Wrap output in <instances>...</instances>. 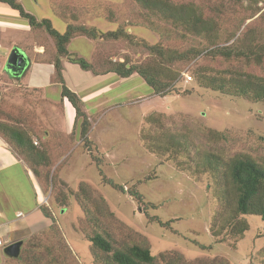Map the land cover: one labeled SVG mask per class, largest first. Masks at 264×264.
Wrapping results in <instances>:
<instances>
[{"label": "rangeland", "instance_id": "obj_1", "mask_svg": "<svg viewBox=\"0 0 264 264\" xmlns=\"http://www.w3.org/2000/svg\"><path fill=\"white\" fill-rule=\"evenodd\" d=\"M40 1L38 13L51 16L52 19L48 18L61 32L67 25L61 18L64 17L103 32L120 28L130 34V37L93 39L92 57L91 45L85 37H76L71 42L69 49L79 51L74 53L91 61L96 69H109L115 61H125L127 66L160 64L180 72L172 92L167 95L155 93L146 82L138 85L144 79L137 73L132 74L137 79L125 81L123 87L115 90L122 91V98L117 96L104 105L99 119L101 146L92 142L78 144L67 160L62 156L70 148L47 139L45 125L36 121L37 110L45 111L47 106L42 90L24 86L3 90L0 115L16 117L19 123L26 124V132L44 157L30 158L19 149L14 150L30 170L31 166L38 170L39 176L34 175L44 192L43 204L53 213L58 210L56 226L72 253L68 259H62L65 264H95L90 243L78 226L81 223L87 235L93 234L99 230L93 222L96 217L100 222L101 212V222L109 228L118 246L139 242L149 245L153 254L176 250L178 255L172 254L171 258L175 264H222L214 262L217 256H223L229 264H264L261 217L248 215L249 230L240 237H234L227 219L235 207V189L228 177L229 160L246 154L264 166V140L261 139L264 101L212 90L197 79L200 73L264 75V62L208 54L217 45H232L243 34L249 43L250 38L264 42V0H168L174 5H197L205 18L216 22L217 31L212 35L188 32L182 24L151 12L138 0H58L54 12L48 0ZM40 30L45 36L42 43L47 47L48 33L44 28ZM146 43H159L184 52L186 58L168 64L166 59L149 52ZM47 51L43 58L54 57L48 47ZM71 76L78 77V74L72 72ZM54 79L57 80L56 75ZM128 90H133L130 97L125 94ZM143 138L151 144V149L145 147ZM208 154L222 158L219 171L206 164ZM63 182L74 190L81 182L88 183L89 194L81 199L87 217L73 197L65 208L56 204L57 190L64 187ZM113 184L122 189H116ZM132 190L142 195V202L130 194ZM107 210L113 211L116 219L107 218ZM155 217L169 222V226H162L153 220ZM211 225L215 232H221L220 237L225 236L224 243L216 242ZM47 228L38 232L43 234L44 246L52 251L61 250L60 244L55 245L59 242L58 236ZM71 234L79 240L76 247L71 244ZM28 237L21 239V261L8 257L6 264H33L31 258L39 250L44 255L48 253L49 249H39L36 242L31 243L35 245L32 247Z\"/></svg>", "mask_w": 264, "mask_h": 264}, {"label": "trees", "instance_id": "obj_2", "mask_svg": "<svg viewBox=\"0 0 264 264\" xmlns=\"http://www.w3.org/2000/svg\"><path fill=\"white\" fill-rule=\"evenodd\" d=\"M8 2L12 7L17 9L20 15L27 20V22L34 29H42L51 36L56 49L55 55L52 58L56 69V79L62 84V96L67 97L76 110V120L82 118V135L85 136L89 130V121L86 113L82 108V97L75 91L71 90L63 78V63L62 59L67 58L70 62L78 64L83 70L92 71L95 74H105L114 72L121 77H129L134 73H137L144 81L150 85L155 93L161 95H167L172 92L174 82L178 80L180 72L172 70L170 66L166 67L160 64H130L127 66L125 61L114 62L113 66L109 69L98 70L95 65L88 61L83 56H80L74 52H70L68 44L70 41L78 36H85L90 39H96L99 36H105L109 38H119L120 36H128L130 34L121 30H110L103 32L98 30L95 26H88L85 24H78L72 21H67L66 18L61 17L66 25L65 31L61 32L57 30L50 19L43 18L38 19L34 14L26 11L23 6L16 2V0H3ZM140 4L153 13H157L166 19H172L174 22L182 24L188 32H194L196 34H209L217 31V24L212 19L205 18L203 12L199 7L193 3L174 5L168 0H138ZM240 2L241 0H234ZM55 9V3L53 4ZM212 37V36H211ZM246 34L238 36L232 45H217L208 50V54L213 56H222L224 58H245L247 61H254L258 64L264 62V42L254 41L251 39L249 43ZM145 47L149 52L158 55L161 58L166 59L168 64H173L176 61L186 58V54L183 52H177L170 48H166L159 43L145 44ZM201 85L211 88L212 90L220 91L222 93L238 95L252 99L254 101H264V75H258L251 72H236L229 75H212L200 73L197 76ZM16 117L9 118L5 114L0 115V136L8 142L12 148L19 149L20 153L25 154L28 157L42 158V152L37 150L33 144L31 136L20 128ZM18 125V126H17ZM222 135V134H220ZM264 140V136H261ZM87 140V137L84 138ZM145 147L151 149V144H147L145 138H143ZM88 145V141L85 143ZM91 150V148H88ZM44 158V157H43ZM24 159V158H23ZM222 158L216 154H208L206 156V164H209L212 168L219 171V162ZM228 177L235 189V207L233 213L229 215L228 221L231 223L234 237H240L247 230H249V222L246 217L248 215L260 216L264 221V166L259 164L253 157L241 154L231 158L227 164ZM181 169V168H180ZM31 170L36 176H39V172L36 168L31 166ZM183 170V169H181ZM64 187L57 190L55 197L56 204L65 208L68 206L71 197L75 198L76 202L81 208H83L82 197L89 194L90 186L87 182H81L76 190L69 188L65 182L61 183ZM118 189H122L121 186L113 184ZM138 202H142V195L138 191L132 190L130 192ZM41 211L46 217L51 219V224L48 226V230L55 232L58 236L61 250H51L49 246H44L42 242L43 234L35 232L28 237V242L31 244L38 243L36 246L39 249H49L48 253L44 255L43 250H39L38 253L32 256L33 264H65L64 260L68 259L71 255L69 243L66 242L64 237L56 226V216L52 209H48L44 204L40 205ZM84 217H87L85 207ZM107 215L110 220L116 219L113 211L107 210ZM102 212L100 213V222L98 218L94 219L96 228H99L93 234L86 233L81 223L78 229L83 232L86 239L90 243V255L93 263L95 264H175L171 258L172 254H176V250H165L157 254H153L149 245H142L139 242H133L132 244L122 247L115 243L116 239H113L109 228L104 226L101 222ZM153 220L159 222L162 226H169V222H163L159 218L155 217ZM133 232H137L131 228ZM211 234L215 238L216 242L224 243L226 241L225 236L220 237L221 232H215L213 225H211ZM31 244V245H32ZM35 247V245H32ZM202 248H211V246L201 245ZM22 248V247H21ZM29 252L33 253V250ZM178 255V254H176ZM179 257V256H178ZM18 261L22 259V252L16 258ZM62 260V261H61ZM213 260L220 261L222 264H229L223 256H217ZM212 260V261H213Z\"/></svg>", "mask_w": 264, "mask_h": 264}, {"label": "crops", "instance_id": "obj_3", "mask_svg": "<svg viewBox=\"0 0 264 264\" xmlns=\"http://www.w3.org/2000/svg\"><path fill=\"white\" fill-rule=\"evenodd\" d=\"M16 2L39 20L52 19L49 15L38 13L40 0H16ZM48 3L51 11H56L53 9V4L55 3L57 7L58 0H48ZM43 37L45 36L42 31L32 28L17 9L8 2L0 0V101L3 99V90L9 87L24 86L30 90H42L47 106L45 111L37 110L36 121L45 125L44 132L47 139L56 144L59 142L65 149L70 148L62 156V159L67 160L72 153L71 150L79 147L78 144L82 145L83 142L88 141V144L92 142L98 147L101 146L103 137L99 119L104 112L105 103L114 100L117 96L122 98V91L115 90L123 87L122 83L125 81L137 79V76L124 78L113 72L95 74L92 71L83 70L67 58L62 59L64 66L62 74L66 85L82 97V108L89 123L92 124L87 134L83 136L82 120L80 121V118L76 120L74 106L67 97L62 96V84L54 79L56 69L52 61L53 57L43 58L48 53L47 47L50 54L55 55L54 42L48 35L50 40L46 42L48 44L46 47L42 43ZM75 38L68 44V49ZM85 38L91 45L92 57L95 42L93 39ZM46 39L44 38V41H47ZM14 47L20 48L28 58L27 68L17 77L6 68L8 57ZM69 51L79 52L71 49ZM72 72L77 73L78 77H72ZM143 82L145 81L140 80V83H137L139 85ZM132 91L125 92L126 96L130 97ZM17 96L14 95L16 98ZM58 104H60V109ZM119 105L121 106V103ZM17 124L23 127V130L26 129V124ZM86 153L90 154L88 151ZM43 194L40 182L24 159L17 155L12 146L0 136V237L3 240V244L0 245V264H6L9 257L4 251L6 246L17 240L25 239L51 224V219L46 217L40 209V205L43 204ZM56 212L54 210L55 216H57ZM71 239L73 240L72 246L76 247V243L78 246V238L73 236Z\"/></svg>", "mask_w": 264, "mask_h": 264}, {"label": "water", "instance_id": "obj_4", "mask_svg": "<svg viewBox=\"0 0 264 264\" xmlns=\"http://www.w3.org/2000/svg\"><path fill=\"white\" fill-rule=\"evenodd\" d=\"M28 66V58L18 47H14L7 60L6 68L13 76H20ZM1 97V95H0ZM23 240H17L5 248V253L12 258H17L21 253Z\"/></svg>", "mask_w": 264, "mask_h": 264}, {"label": "built area", "instance_id": "obj_5", "mask_svg": "<svg viewBox=\"0 0 264 264\" xmlns=\"http://www.w3.org/2000/svg\"><path fill=\"white\" fill-rule=\"evenodd\" d=\"M192 77H189V79H191ZM3 244V240H2V238L0 237V245H2Z\"/></svg>", "mask_w": 264, "mask_h": 264}]
</instances>
